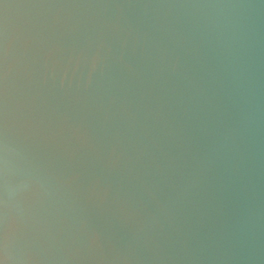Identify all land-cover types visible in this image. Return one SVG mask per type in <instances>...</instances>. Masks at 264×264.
Instances as JSON below:
<instances>
[{"label":"water","instance_id":"obj_1","mask_svg":"<svg viewBox=\"0 0 264 264\" xmlns=\"http://www.w3.org/2000/svg\"><path fill=\"white\" fill-rule=\"evenodd\" d=\"M264 154V0H0V197Z\"/></svg>","mask_w":264,"mask_h":264}]
</instances>
